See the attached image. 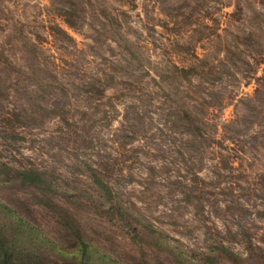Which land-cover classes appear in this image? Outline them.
I'll list each match as a JSON object with an SVG mask.
<instances>
[{
	"label": "rangeland",
	"instance_id": "obj_1",
	"mask_svg": "<svg viewBox=\"0 0 264 264\" xmlns=\"http://www.w3.org/2000/svg\"><path fill=\"white\" fill-rule=\"evenodd\" d=\"M55 1L0 0V204L67 259L264 264V0Z\"/></svg>",
	"mask_w": 264,
	"mask_h": 264
},
{
	"label": "trees",
	"instance_id": "obj_2",
	"mask_svg": "<svg viewBox=\"0 0 264 264\" xmlns=\"http://www.w3.org/2000/svg\"><path fill=\"white\" fill-rule=\"evenodd\" d=\"M54 4L57 15L69 28L76 30L86 24L83 4L77 3L76 0H57ZM179 72L182 78H188L197 72V69H182ZM185 117L189 120V126L194 125V117L190 112H187ZM185 117L178 116L175 123L183 124ZM39 175L38 172L30 171L25 174V178L40 184L42 181ZM80 244L83 248L81 257L67 259L59 245L23 217L14 213L11 208L0 204V264H54L53 256L63 261H70V264H91L88 247L82 242ZM77 253H73V256Z\"/></svg>",
	"mask_w": 264,
	"mask_h": 264
}]
</instances>
